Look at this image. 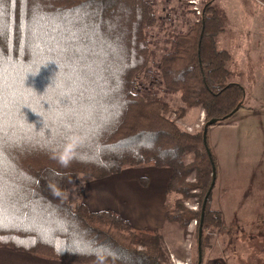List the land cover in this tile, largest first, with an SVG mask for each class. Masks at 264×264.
<instances>
[{
    "label": "trees",
    "instance_id": "obj_1",
    "mask_svg": "<svg viewBox=\"0 0 264 264\" xmlns=\"http://www.w3.org/2000/svg\"><path fill=\"white\" fill-rule=\"evenodd\" d=\"M155 21L149 0H0V247L74 264H165L161 229L67 199L79 176L154 166L171 169L166 197L182 196L164 223L186 230L195 219L197 236L201 223L203 262L206 228L221 225L209 206L214 185L201 214L215 173L203 130L211 119H229L245 92L228 81L230 54L215 44L223 18L206 2L161 57L166 90L205 111L199 132L178 128L167 102L132 91L148 57L145 29ZM188 152L194 158L185 163ZM195 188L200 204L192 211L182 201ZM197 258L196 246L192 264Z\"/></svg>",
    "mask_w": 264,
    "mask_h": 264
},
{
    "label": "rangeland",
    "instance_id": "obj_2",
    "mask_svg": "<svg viewBox=\"0 0 264 264\" xmlns=\"http://www.w3.org/2000/svg\"><path fill=\"white\" fill-rule=\"evenodd\" d=\"M149 1L156 21L145 29L148 57L133 79L132 91L147 100L167 102L171 108L167 114L169 119L190 134L202 129L205 111L201 107H187L180 93L166 90L160 75L161 57L168 52L177 34L187 33L199 20L206 2L223 18L222 31L216 36L215 44L230 54L226 63L231 74L228 81L240 84L245 97L241 108L230 119L207 127L208 146L215 159V182L209 206L218 210L225 200L242 198L247 201V207L237 217L231 212L224 227L221 224L206 228L202 264H211L215 259L219 264H264V0H218L216 6L213 0H194L196 4L192 0ZM193 158V152H188L183 161L189 163ZM151 167L154 166L126 168L120 174L100 179L79 176L68 190V203L72 207L84 201L93 203L97 200L95 195L101 194L114 204L128 208L126 199L110 187L117 185L122 176L128 183L137 184L140 177H150ZM196 179L197 173L193 170L186 181L194 183ZM198 193V189H192L190 196L183 198V206L197 211ZM181 198L175 193L168 196L166 209ZM195 226V219L186 230L174 223H164L161 233L168 253L165 264H192L197 246Z\"/></svg>",
    "mask_w": 264,
    "mask_h": 264
},
{
    "label": "crops",
    "instance_id": "obj_3",
    "mask_svg": "<svg viewBox=\"0 0 264 264\" xmlns=\"http://www.w3.org/2000/svg\"><path fill=\"white\" fill-rule=\"evenodd\" d=\"M217 2L218 0L212 1L214 6H216ZM249 36L250 35H248L247 37ZM242 42L244 43V41ZM240 108L241 106L237 110H239ZM228 122H232V121H228ZM122 172L123 170L120 173ZM170 174L171 171L169 168L151 167V171L149 175L150 177L146 178L145 186L140 185L139 179L137 184L133 182L128 183V181L124 179L125 177L122 176V178L119 180V183H117V185L115 184L114 186H111L110 189H112L111 190L112 192L115 191L117 193L118 191V196L124 197L126 199L129 205L128 208H124L120 205L114 204L110 200V198H107L106 196H103L101 194L95 195V197L97 198L95 202L91 203L84 201V203L91 211L112 209L115 212H117L122 218L126 219L135 228L161 229L164 225V217L166 212L165 204L167 197L165 194V189ZM140 195L142 196L141 198L139 197ZM227 202L228 205H225V203ZM223 204L224 205H222L220 209L218 208L217 210L220 212L222 227H224V225L227 223L229 219L228 216L231 212L232 213L234 212L235 216L237 217L238 212L245 211V208L247 207V201L242 198H237L236 200L229 199L228 201L225 200ZM221 232L223 233V231ZM0 264H74V263H68L53 259H46V258L38 257L28 252L18 251L9 247H0ZM211 264H219V263L218 260L215 259L211 262Z\"/></svg>",
    "mask_w": 264,
    "mask_h": 264
},
{
    "label": "water",
    "instance_id": "obj_4",
    "mask_svg": "<svg viewBox=\"0 0 264 264\" xmlns=\"http://www.w3.org/2000/svg\"><path fill=\"white\" fill-rule=\"evenodd\" d=\"M214 123H216V120L215 119H211V120L208 121L207 125H205L204 130H203V139H204V141L206 140L207 126L208 125H212ZM214 182H215V173H213V181H212V183H211V185H210V187H209V189H208V191H207V193H206V195L204 197L203 205H202V211H201L202 213L201 214H203L204 205H205L207 197H208V195H209V193H210V191H211V189H212V187L214 185ZM201 232H202V224L200 223L199 232H198V236H197V252H198L197 264H201L202 263V250H201V237H202L201 235H202V233Z\"/></svg>",
    "mask_w": 264,
    "mask_h": 264
},
{
    "label": "built area",
    "instance_id": "obj_5",
    "mask_svg": "<svg viewBox=\"0 0 264 264\" xmlns=\"http://www.w3.org/2000/svg\"><path fill=\"white\" fill-rule=\"evenodd\" d=\"M192 1H193L194 4H196V3H195L196 1H194V0H192ZM196 10H197V8H196Z\"/></svg>",
    "mask_w": 264,
    "mask_h": 264
},
{
    "label": "clouds",
    "instance_id": "obj_6",
    "mask_svg": "<svg viewBox=\"0 0 264 264\" xmlns=\"http://www.w3.org/2000/svg\"><path fill=\"white\" fill-rule=\"evenodd\" d=\"M184 264H189L188 262L184 263Z\"/></svg>",
    "mask_w": 264,
    "mask_h": 264
},
{
    "label": "bare ground",
    "instance_id": "obj_7",
    "mask_svg": "<svg viewBox=\"0 0 264 264\" xmlns=\"http://www.w3.org/2000/svg\"><path fill=\"white\" fill-rule=\"evenodd\" d=\"M179 263V262H178Z\"/></svg>",
    "mask_w": 264,
    "mask_h": 264
}]
</instances>
